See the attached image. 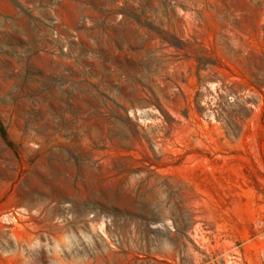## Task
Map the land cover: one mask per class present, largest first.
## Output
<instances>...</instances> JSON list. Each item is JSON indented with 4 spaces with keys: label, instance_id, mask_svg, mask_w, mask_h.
<instances>
[{
    "label": "rangeland",
    "instance_id": "rangeland-1",
    "mask_svg": "<svg viewBox=\"0 0 264 264\" xmlns=\"http://www.w3.org/2000/svg\"><path fill=\"white\" fill-rule=\"evenodd\" d=\"M0 264H264V0H0Z\"/></svg>",
    "mask_w": 264,
    "mask_h": 264
}]
</instances>
